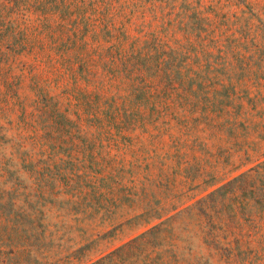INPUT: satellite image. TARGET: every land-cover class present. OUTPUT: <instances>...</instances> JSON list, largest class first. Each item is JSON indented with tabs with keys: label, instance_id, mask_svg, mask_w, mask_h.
Here are the masks:
<instances>
[{
	"label": "rangeland",
	"instance_id": "obj_1",
	"mask_svg": "<svg viewBox=\"0 0 264 264\" xmlns=\"http://www.w3.org/2000/svg\"><path fill=\"white\" fill-rule=\"evenodd\" d=\"M263 160L264 0H0V188L44 209L40 264L173 214L166 264H264V191L208 195Z\"/></svg>",
	"mask_w": 264,
	"mask_h": 264
},
{
	"label": "trees",
	"instance_id": "obj_2",
	"mask_svg": "<svg viewBox=\"0 0 264 264\" xmlns=\"http://www.w3.org/2000/svg\"><path fill=\"white\" fill-rule=\"evenodd\" d=\"M126 57L122 63V69L127 78L131 80V89L135 94L142 90L141 88L145 80L142 77L140 78L141 82L134 84L133 80L135 77L132 75L133 71H140L143 76L145 56L142 52V46L133 51L129 58ZM170 81L172 85L180 82L177 76L170 78ZM232 184L236 185L235 189L240 193H244L247 190L245 193H250L251 197H248L250 199L255 198V194L258 195V193H262L261 195H263L264 160L247 171L240 173L208 195L210 196L216 191H222ZM16 190L17 187L9 189L5 187L0 188V225L6 227V224H8L10 226L7 229V236L11 233L10 231L17 234L15 241L16 249L13 253L14 261L19 262V264H27L26 261L32 259V262L40 264L39 258H44L43 253L49 243L47 237L44 235L45 224L42 222L44 209L35 203L32 204L31 201H27L28 198L27 200H21L18 196H15ZM223 197H225V193ZM149 213L150 211L147 210L139 214V217L145 218ZM175 216L176 214H173L156 223L146 231L99 256L88 264H166L167 259L163 256V250L159 249L164 244V239H166V235H162V233L171 232V223ZM156 217L160 218L161 216ZM58 263V261L52 262V264Z\"/></svg>",
	"mask_w": 264,
	"mask_h": 264
}]
</instances>
